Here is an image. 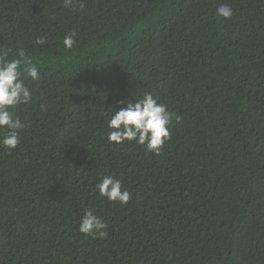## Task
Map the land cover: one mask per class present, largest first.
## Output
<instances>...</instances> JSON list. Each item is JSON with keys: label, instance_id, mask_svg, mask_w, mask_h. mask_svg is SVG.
I'll use <instances>...</instances> for the list:
<instances>
[{"label": "trees", "instance_id": "obj_1", "mask_svg": "<svg viewBox=\"0 0 264 264\" xmlns=\"http://www.w3.org/2000/svg\"><path fill=\"white\" fill-rule=\"evenodd\" d=\"M6 49L40 78L0 143V264H264V0H0ZM145 92L174 114L159 154L108 140ZM86 211L106 238L79 232Z\"/></svg>", "mask_w": 264, "mask_h": 264}, {"label": "clouds", "instance_id": "obj_2", "mask_svg": "<svg viewBox=\"0 0 264 264\" xmlns=\"http://www.w3.org/2000/svg\"><path fill=\"white\" fill-rule=\"evenodd\" d=\"M73 0H65V7L71 6ZM84 4H79L83 10ZM216 14L221 18H231L233 9L228 4L220 5ZM75 33L64 37L63 44L71 49L75 43ZM46 39L39 37L36 45H44ZM11 49L0 51V129H6L0 143L9 149L14 150L20 141L19 131L25 127L19 116H16L13 109L18 105L28 104L32 100L30 89L26 86L22 73H26L33 81L39 80V70L24 49L18 50L16 57L9 59ZM118 103H123L118 101ZM174 114L169 113L166 106L158 103L151 93L145 92L140 100L135 103L127 102L126 107L113 111L108 121V140L117 145L127 141H135L139 145L146 146L148 151L159 154L164 143L170 139V125ZM178 122L180 117H175ZM97 189L101 197H106L109 202H119L126 205L132 198L127 190H122L120 179L113 176H105ZM107 225L102 218L96 216L92 211H86L79 224V232L85 236L104 239L107 237L105 231Z\"/></svg>", "mask_w": 264, "mask_h": 264}]
</instances>
